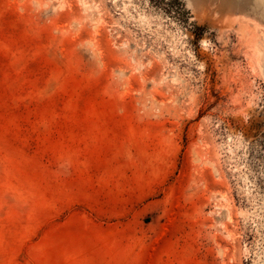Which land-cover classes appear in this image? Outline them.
Returning a JSON list of instances; mask_svg holds the SVG:
<instances>
[{
	"label": "rangeland",
	"instance_id": "obj_1",
	"mask_svg": "<svg viewBox=\"0 0 264 264\" xmlns=\"http://www.w3.org/2000/svg\"><path fill=\"white\" fill-rule=\"evenodd\" d=\"M260 263L264 0H0V264Z\"/></svg>",
	"mask_w": 264,
	"mask_h": 264
},
{
	"label": "bare ground",
	"instance_id": "obj_2",
	"mask_svg": "<svg viewBox=\"0 0 264 264\" xmlns=\"http://www.w3.org/2000/svg\"><path fill=\"white\" fill-rule=\"evenodd\" d=\"M81 2H82V1H81ZM69 6H70V5H69ZM248 194H249V193H248ZM229 217H230V215H229ZM230 218H231V217H230ZM230 218H229V219H230ZM225 229H227L226 226H225ZM226 231H228V230H226ZM228 232H229V231H228ZM230 237H231V236H230ZM230 237H229V238H230ZM219 247H220V246H219ZM220 251H221V250H220ZM218 253H219V252H218ZM223 253H224V252H223ZM223 253H222V254H223ZM219 254H220V253H219ZM260 264H261V263H260Z\"/></svg>",
	"mask_w": 264,
	"mask_h": 264
}]
</instances>
